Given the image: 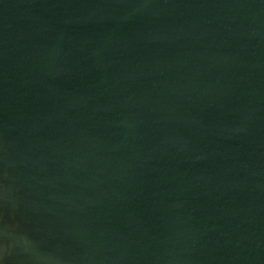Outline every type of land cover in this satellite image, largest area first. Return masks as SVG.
<instances>
[{"label":"water","instance_id":"obj_1","mask_svg":"<svg viewBox=\"0 0 264 264\" xmlns=\"http://www.w3.org/2000/svg\"><path fill=\"white\" fill-rule=\"evenodd\" d=\"M0 264H264V0H0Z\"/></svg>","mask_w":264,"mask_h":264}]
</instances>
